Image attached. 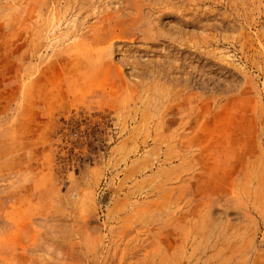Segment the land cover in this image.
<instances>
[{"label": "rangeland", "instance_id": "374dc122", "mask_svg": "<svg viewBox=\"0 0 264 264\" xmlns=\"http://www.w3.org/2000/svg\"><path fill=\"white\" fill-rule=\"evenodd\" d=\"M0 264H264V0H0Z\"/></svg>", "mask_w": 264, "mask_h": 264}]
</instances>
